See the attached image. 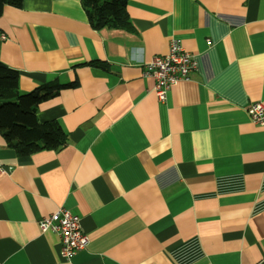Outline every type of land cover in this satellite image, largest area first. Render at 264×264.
Instances as JSON below:
<instances>
[{
  "label": "crops",
  "instance_id": "1",
  "mask_svg": "<svg viewBox=\"0 0 264 264\" xmlns=\"http://www.w3.org/2000/svg\"><path fill=\"white\" fill-rule=\"evenodd\" d=\"M94 30L80 0L0 16V62L67 135L18 157L0 136V264H255L264 256V0H127ZM4 37V39H2ZM177 41L196 70L157 101L144 64ZM59 208L88 239L64 260L38 221Z\"/></svg>",
  "mask_w": 264,
  "mask_h": 264
},
{
  "label": "trees",
  "instance_id": "2",
  "mask_svg": "<svg viewBox=\"0 0 264 264\" xmlns=\"http://www.w3.org/2000/svg\"><path fill=\"white\" fill-rule=\"evenodd\" d=\"M22 0H0V16L5 7L20 8ZM87 21L94 30L129 29L127 0H80ZM18 73L0 62V136L6 148L18 157L44 150H58L67 144V135L55 122L40 123L37 110L59 90L71 85L49 83L28 93H19Z\"/></svg>",
  "mask_w": 264,
  "mask_h": 264
},
{
  "label": "built area",
  "instance_id": "3",
  "mask_svg": "<svg viewBox=\"0 0 264 264\" xmlns=\"http://www.w3.org/2000/svg\"><path fill=\"white\" fill-rule=\"evenodd\" d=\"M143 66L142 76L153 81L151 91L159 102L166 101L170 87L196 70L194 57L175 40L169 42L166 54L153 56ZM247 114L252 124L264 127V106L261 103H251ZM2 173L4 169L0 164V174ZM38 228L41 233L49 231L59 237V255L64 260L84 249L88 243L80 228L79 218L64 208L41 218ZM255 264H264V256Z\"/></svg>",
  "mask_w": 264,
  "mask_h": 264
},
{
  "label": "rangeland",
  "instance_id": "4",
  "mask_svg": "<svg viewBox=\"0 0 264 264\" xmlns=\"http://www.w3.org/2000/svg\"><path fill=\"white\" fill-rule=\"evenodd\" d=\"M100 1V0H97V2Z\"/></svg>",
  "mask_w": 264,
  "mask_h": 264
}]
</instances>
